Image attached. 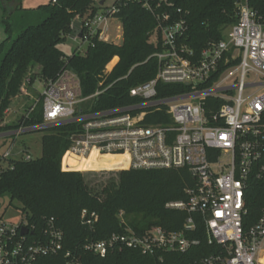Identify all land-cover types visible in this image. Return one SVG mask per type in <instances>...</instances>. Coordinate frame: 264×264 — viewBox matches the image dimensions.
Returning a JSON list of instances; mask_svg holds the SVG:
<instances>
[{"label":"built area","instance_id":"obj_1","mask_svg":"<svg viewBox=\"0 0 264 264\" xmlns=\"http://www.w3.org/2000/svg\"><path fill=\"white\" fill-rule=\"evenodd\" d=\"M133 1L153 13L146 0ZM115 12L112 4L96 13L83 23L78 38L87 45L95 35L103 41L107 32L101 23L106 26ZM156 19L163 50L152 55L157 62L155 77L129 90V96L138 99L136 104L81 113L86 102L106 89L83 97L76 75L64 68L55 79L43 83L42 125L78 123L79 129L69 136L65 154L87 157L95 151L99 156H123L125 167H118L114 170L117 172L187 170L195 182L185 190L187 199L165 205L169 210L186 213L187 218L178 232L152 226L138 234L124 224L120 213L124 231L89 242L84 249L102 258L124 249L150 256L185 253L199 243L185 236L194 230L193 216L198 215L208 244L222 247L200 264H264V210L253 226L243 229L247 184L251 178L264 176V23L247 0H239L236 21L226 35L195 55L178 44L183 21L162 25L165 16ZM113 59L115 63L108 67ZM113 59L103 75L117 63L118 58ZM158 84L186 85L189 90L156 98ZM164 109L169 123H145L146 118ZM8 156L5 153L3 159ZM23 159L31 157L26 154ZM80 219L91 227L97 215L82 210ZM23 228L25 234L21 233ZM35 230L26 218L14 224L0 215V264H39L42 258L62 252V232L52 218L45 220L36 234ZM64 258L66 264H78L68 252Z\"/></svg>","mask_w":264,"mask_h":264},{"label":"trees","instance_id":"obj_2","mask_svg":"<svg viewBox=\"0 0 264 264\" xmlns=\"http://www.w3.org/2000/svg\"><path fill=\"white\" fill-rule=\"evenodd\" d=\"M146 1L153 13L133 0H116L113 3L116 12L112 17L118 18L122 27L120 44L104 42L95 35L90 38L83 54L72 52L70 56H65L58 46L67 36L83 32V23L102 9L96 0H55L54 3L49 0L33 10L15 8L13 0H0L4 10L10 11L0 20L6 35L5 41L0 43V134L43 124L40 99L39 105L14 125L4 123V117L12 100L23 90L26 80L29 86L35 79L44 82L53 80L64 68L76 75L83 97L91 96L97 89H106L86 102L81 113L136 104L138 99L130 97L129 90L155 77L157 62L152 55L163 50L159 32L156 31L157 16H165L166 19L160 21L162 25L183 21L184 31L178 44L199 55L208 43L222 39L223 27L235 23L239 2ZM247 4L264 23V0H247ZM150 32L154 33V42L148 39ZM114 57L118 58L117 63L107 75H103L106 65ZM114 61L116 59L111 63ZM35 68L37 70L33 72ZM156 90V98H166L186 93L189 87L158 84ZM169 121L165 109L145 119V123L153 125ZM78 129V123L45 128L43 130L48 132L41 138L39 158L4 159V166L0 164V198L8 197L18 203V209L28 223L35 226V234L49 218L62 232V252L54 257L42 258L39 264H66V252L78 264H200L202 259L222 251L220 245L208 244L205 226L198 215L193 216L194 230L186 232L185 236L199 243L185 253L150 256L124 249L102 258L86 251L84 246L87 243L124 231L120 213L124 224L138 234L152 226H160L168 232L181 231L187 214L169 210L165 205L185 201V190L192 188L195 182L184 169H130L116 172V181L111 180L101 191L94 192L81 172L117 170L118 167H125V157L93 153L90 163L96 168L81 167L65 154L70 146L69 136ZM65 162H71L73 169L64 167ZM245 207L247 214L243 219V229L247 230L264 210V176L249 180L245 190ZM82 210L97 215V221L91 227L82 224Z\"/></svg>","mask_w":264,"mask_h":264},{"label":"rangeland","instance_id":"obj_3","mask_svg":"<svg viewBox=\"0 0 264 264\" xmlns=\"http://www.w3.org/2000/svg\"><path fill=\"white\" fill-rule=\"evenodd\" d=\"M49 0H13V5L18 9H37L39 6L46 4ZM101 0H96L99 3ZM116 0H105L101 6L102 9L99 12H104L107 8L111 7ZM10 14V11L4 10L3 5L0 3V20L2 17H6ZM228 26L223 27L222 36H225L228 31ZM101 27L105 29L106 34L103 35L104 42L120 44L122 41V27L118 18H110L107 20L106 26L101 23ZM6 35L0 24V43L5 41ZM75 41H73V40ZM149 41H154V33L148 34ZM87 47V42L78 38V35L67 36L63 43L58 48L65 55L70 56L72 52L83 53ZM114 60V59H113ZM114 64V63H113ZM112 64V65H113ZM111 67V63L107 65ZM37 68L33 70L36 71ZM44 81L35 79L31 86L29 81H25L23 90L15 97L4 117V123L14 125L19 121L23 115H28L39 105L40 94L43 90ZM30 94V96H28ZM41 100V99H40ZM42 104V103H41ZM30 107V109H29ZM28 108V109H27ZM22 129H18L12 136L0 137V163L4 166L5 161L3 155L8 153L7 159H23L24 156L29 155L32 159H37L41 156V138L48 131L40 130L28 133H21ZM15 132V131H14ZM20 132V133H19ZM66 163V162H65ZM65 163L63 165H65ZM70 168L67 164L64 166ZM71 169V168H70ZM117 171H92L81 172L85 181L88 183L94 192L101 191L104 185L109 184L111 180L116 181ZM19 205L15 201H10L8 197L0 198V215L7 221L14 224L24 222L25 215L18 209Z\"/></svg>","mask_w":264,"mask_h":264},{"label":"bare ground","instance_id":"obj_4","mask_svg":"<svg viewBox=\"0 0 264 264\" xmlns=\"http://www.w3.org/2000/svg\"><path fill=\"white\" fill-rule=\"evenodd\" d=\"M115 63V61L113 62ZM111 63V65L113 64ZM93 153H97L95 151H92L90 153V155H88L87 157H80V156H76V155H73L71 153H67L69 158L72 159V160H75L81 167L83 168H86V169H95L96 166L92 165L90 163V156L93 154ZM107 157H110V155H106ZM67 164V166H69L71 169H73V165L71 164V162H66L65 165ZM64 165V166H65ZM68 168V169H70Z\"/></svg>","mask_w":264,"mask_h":264},{"label":"water","instance_id":"obj_5","mask_svg":"<svg viewBox=\"0 0 264 264\" xmlns=\"http://www.w3.org/2000/svg\"><path fill=\"white\" fill-rule=\"evenodd\" d=\"M105 0H101L99 2V5L102 6L104 4ZM50 126H46V125H40V126H36V127H30V128H25V129H22L21 130V133H28V132H34V131H40V130H43L45 128H49ZM18 131H15V132H9V133H5V134H0V136H4V135H10V134H14ZM20 133V132H19ZM21 233L22 234H25L26 233V229H22L21 230Z\"/></svg>","mask_w":264,"mask_h":264},{"label":"crops","instance_id":"obj_6","mask_svg":"<svg viewBox=\"0 0 264 264\" xmlns=\"http://www.w3.org/2000/svg\"><path fill=\"white\" fill-rule=\"evenodd\" d=\"M100 2V1H99ZM73 40V39H72ZM75 41V40H73ZM13 134H10V135H4V136H0V137H6V136H12Z\"/></svg>","mask_w":264,"mask_h":264}]
</instances>
